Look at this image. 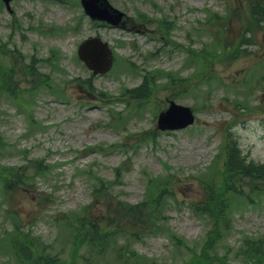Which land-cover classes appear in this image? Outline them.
<instances>
[{
  "label": "rangeland",
  "instance_id": "1",
  "mask_svg": "<svg viewBox=\"0 0 264 264\" xmlns=\"http://www.w3.org/2000/svg\"><path fill=\"white\" fill-rule=\"evenodd\" d=\"M255 1L264 4L109 0L133 32L91 23L78 0H15L11 14L0 5V264H125L131 256L195 264L210 241V260L240 264L249 261L240 254L245 241L261 238L255 246L264 247V181H252L255 189L245 178L235 183L225 160L230 140L247 161L264 164V22L247 29ZM95 35L116 56L102 76L77 56ZM144 77L154 82L149 98L134 100L129 90ZM169 101L193 108L196 124L157 130ZM203 181L227 209L215 239L194 212ZM129 205L142 215L123 213ZM86 216L96 226L76 235ZM13 226L36 240L28 255L3 237ZM102 241L106 250L96 254Z\"/></svg>",
  "mask_w": 264,
  "mask_h": 264
},
{
  "label": "trees",
  "instance_id": "2",
  "mask_svg": "<svg viewBox=\"0 0 264 264\" xmlns=\"http://www.w3.org/2000/svg\"><path fill=\"white\" fill-rule=\"evenodd\" d=\"M262 3L259 4H255L252 5L251 7V18L253 20V22H264V4L262 5ZM146 89L145 85H142L140 88H137L136 90H134V93H137L136 97H140L143 98L145 97L144 94H142V91H144ZM135 97V96H132ZM240 151L237 149V147L234 145V142H230V145L227 149V158H226V171H227V176H229V179H232L234 181L233 178H238L240 180H244V178H247L250 181L251 186H253V182L254 180H258L261 181L262 179H264V166L260 167L257 165H254L252 163H246L245 159L240 155ZM239 176V177H237ZM253 189L254 186H253ZM237 192V191H236ZM133 209L130 208H126L124 211H122L123 213H125L126 215L128 213H133ZM197 213L200 215H206L208 218H210L213 222V230L212 232L209 234L208 238L213 237L214 239L218 236L219 234V226L222 222V220L224 219V216H226V206H225V202L224 200L221 198V194L216 193L214 190H210L208 188V191L206 190V200L205 202L201 203V205H199L197 208ZM154 211V210H153ZM155 214L154 213L149 215V219L152 218V216ZM86 219L89 220V222L86 224L85 226V230L80 229L78 231V235H84L85 231L87 232V230L89 231V229L91 230V227L93 225H95V221L88 219L86 216ZM86 219H83L82 224L84 223V221H87ZM96 226V225H95ZM128 226L130 228V232L131 235L134 236L135 232L133 231V228L135 227V223L134 222H130L128 223ZM147 229H149V231H155V228H151L148 227ZM97 230V229H95ZM94 230V231H95ZM105 233L100 234V236H104ZM13 240L16 241L17 243H25V244H35L34 241H32V238L29 237V235L27 234H21L20 232H16L15 234H13ZM104 241V240H103ZM102 241V242H103ZM260 241L262 242L263 239L258 238V239H254V240H247L244 242V244L242 245V250L241 253L242 256L245 258H247L249 261H247L249 264L252 262L250 260H253L255 258L254 255H256V258L254 259V263H259L260 261H257L258 257H262L264 259V247H261L260 245H257V242ZM100 242V243H102ZM92 244H94L93 241H91ZM209 243V242H208ZM99 245V244H98ZM102 245V244H101ZM213 243H209L208 247H203L201 250V253L199 255H197L196 258L193 259V263L195 264H213L214 262H216L218 259H211L209 258L208 253H212L213 251V247L212 246ZM103 247V246H102ZM100 249H97V254L100 253ZM252 257V258H251ZM135 259V261H134ZM135 263V264H141V261L139 259V257L137 256H131V258L128 261H125V264L128 263ZM247 262H242L241 264H248ZM45 264H55L53 261H49V260H45ZM222 264H226L224 261H222Z\"/></svg>",
  "mask_w": 264,
  "mask_h": 264
},
{
  "label": "water",
  "instance_id": "3",
  "mask_svg": "<svg viewBox=\"0 0 264 264\" xmlns=\"http://www.w3.org/2000/svg\"><path fill=\"white\" fill-rule=\"evenodd\" d=\"M9 3L11 0H4ZM86 13L93 20H102L118 26L122 22L123 13L114 9L107 0H81ZM79 57L94 73L107 72L112 64V53L108 44L98 38L84 42L79 48ZM194 123L192 110L170 102L169 108L162 112L158 118V127L161 130L183 129Z\"/></svg>",
  "mask_w": 264,
  "mask_h": 264
}]
</instances>
